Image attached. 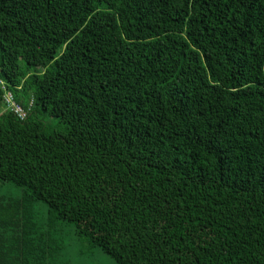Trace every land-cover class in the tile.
<instances>
[{"label": "trees", "instance_id": "obj_1", "mask_svg": "<svg viewBox=\"0 0 264 264\" xmlns=\"http://www.w3.org/2000/svg\"><path fill=\"white\" fill-rule=\"evenodd\" d=\"M4 185L0 264H264V0H0Z\"/></svg>", "mask_w": 264, "mask_h": 264}, {"label": "rangeland", "instance_id": "obj_2", "mask_svg": "<svg viewBox=\"0 0 264 264\" xmlns=\"http://www.w3.org/2000/svg\"><path fill=\"white\" fill-rule=\"evenodd\" d=\"M22 193V189L14 185H4L0 189V194L4 195L8 200L16 199ZM35 206V217L40 226V232H48L49 237L54 241L52 246L54 249L56 248L54 257L55 264H116L99 247L90 245L87 240L78 236L72 223L57 221L47 231V227L50 225L46 222L48 208L43 203H38ZM28 226L32 227L31 224ZM19 231L21 232L22 230L20 229Z\"/></svg>", "mask_w": 264, "mask_h": 264}, {"label": "built area", "instance_id": "obj_3", "mask_svg": "<svg viewBox=\"0 0 264 264\" xmlns=\"http://www.w3.org/2000/svg\"><path fill=\"white\" fill-rule=\"evenodd\" d=\"M4 107L5 110L14 113L20 120L26 119L27 113L24 111V109H22L19 104H17L14 99V95L9 91H5Z\"/></svg>", "mask_w": 264, "mask_h": 264}]
</instances>
